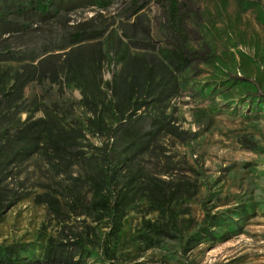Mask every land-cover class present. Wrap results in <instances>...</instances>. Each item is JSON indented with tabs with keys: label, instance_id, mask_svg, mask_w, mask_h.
Listing matches in <instances>:
<instances>
[{
	"label": "rangeland",
	"instance_id": "374dc122",
	"mask_svg": "<svg viewBox=\"0 0 264 264\" xmlns=\"http://www.w3.org/2000/svg\"><path fill=\"white\" fill-rule=\"evenodd\" d=\"M124 1L105 10H73L64 25L61 17L0 33V52L15 56L0 60V92L23 71L22 62H34L18 55L53 45L62 26L91 15L100 14L120 50L127 48L119 58L111 47L99 49L94 39L82 41L85 53L99 54L98 85L68 82L61 74L60 82L43 77L24 84L12 105L14 127L49 117L52 131L72 134L82 151H53L41 137L34 151L19 152L0 166V243L31 240L40 256L48 236L82 241L83 253L71 263L45 264H264V100L256 110V99H264V0H178L187 14L186 49L198 50L202 57L175 70L174 91L164 89L158 97V87H151L164 64L160 49H170L171 40L156 0H147L138 16L129 19L122 14ZM126 62L140 68L157 63L150 82L143 78L130 90L131 97L124 86ZM118 85L121 90L114 92ZM134 97L142 100L135 114L168 117L169 126L193 136L180 139L160 128L130 160L114 168L113 192L130 185L133 201L111 237L110 216L89 206L90 179L99 171L88 156L110 141L97 122L112 127L115 113L128 112ZM108 102L114 105L103 107ZM12 140L19 143L12 128L0 133V145ZM5 158L0 152V160ZM157 179L176 185L168 209L147 197ZM50 196L56 201L49 207L43 199Z\"/></svg>",
	"mask_w": 264,
	"mask_h": 264
},
{
	"label": "trees",
	"instance_id": "16d2710c",
	"mask_svg": "<svg viewBox=\"0 0 264 264\" xmlns=\"http://www.w3.org/2000/svg\"><path fill=\"white\" fill-rule=\"evenodd\" d=\"M115 1L122 0H0V33L9 30L21 32L34 25L54 22L61 17H65L62 22L64 25L69 19L68 13L73 10L84 9L89 6L105 10ZM124 2L122 14L124 18L129 19L138 16V11L146 4L147 0H125ZM156 3L162 15V28L165 29L171 40L170 45H172L170 49H160L164 64L157 68L160 70V75L158 81L151 87L152 90L158 87L155 95L158 97L164 93V89L174 91L172 74L175 70H180L191 59L201 58L202 55L198 50L186 49L188 30L185 20L187 14L183 3L178 0H156ZM99 15L94 14L87 19L62 26L53 45L39 46L38 49L31 50L29 53L18 55L19 58H29L34 62H22L23 71L15 73L10 88L5 92H0V112L5 107H12L9 113H0V133L7 132L8 129L12 128L15 138L19 141L18 144L12 140L8 145H0V152L6 155L5 159L0 160V166L8 163V159L19 152L25 154L34 151L33 149L41 137L53 151H59L60 148H64L73 154H79L82 151L76 147L79 141H76L72 134L60 132V130L52 131L54 125L50 122L49 117L35 118L27 121L21 128L14 127L16 108L12 105L20 98L24 84L32 79L40 82L43 77H49L51 81H59L58 78L61 74L66 81L75 80L80 82L82 86L88 85L90 82H93L94 86L98 85L99 54L94 56L93 53L89 55L85 53L82 41L94 39L93 43H96L99 49L100 46L111 47L115 52H118L119 58H123V53L127 51L126 47L122 51L120 50L117 41L111 37V29H108L109 23H103L98 18ZM127 38L132 41L129 35ZM151 47L153 46L151 45ZM51 48L66 49L56 53L43 54ZM40 54L43 55L39 56ZM59 55L61 58L57 59L56 56ZM13 57L15 58L9 50L0 52V60ZM155 64L157 63L153 62L148 67L142 66L140 68L138 63L126 62L129 79L124 86L128 96H130V90L139 82L144 81V79H149L150 82L154 70L152 66ZM81 90L83 93L84 89L81 88ZM120 90L121 86L118 85L114 92ZM263 100L261 97L256 99V110L260 111ZM132 103V108L125 114L122 110L115 113V124L112 127L107 128L101 122H97V128H100L110 138V141L108 144L97 147L96 149L99 151L89 152L88 156L97 165L99 171L90 179L92 191L89 206L104 209L110 216L111 230L109 233L111 237H115L119 230L123 209L133 201L132 194L129 195L127 191L130 185H124L120 192H113L110 180L114 168L130 160L134 153L143 148L160 128L177 135L180 139L193 136V133H188L185 130L177 131L169 126L168 117L135 114L134 112L141 106L142 100L134 97ZM113 105V103L108 102L103 107L111 108ZM173 186L171 187L166 180L157 179L147 191L149 201L168 209L170 201L174 198L173 189L176 185ZM1 196L2 193L0 192V206ZM43 200L47 201L49 207L52 202L56 201L51 196ZM167 213L168 222L173 225L174 214L170 210ZM32 243L31 240L26 242L11 240L8 243H0V264L71 263L74 257L83 253L82 241L79 238L60 241L53 236H48L41 248L40 256H37L33 251Z\"/></svg>",
	"mask_w": 264,
	"mask_h": 264
}]
</instances>
